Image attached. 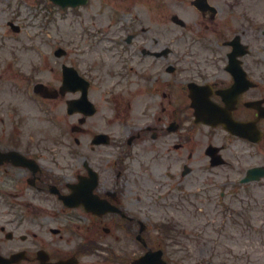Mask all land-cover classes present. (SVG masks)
I'll use <instances>...</instances> for the list:
<instances>
[{"label":"flooded vegetation","instance_id":"flooded-vegetation-1","mask_svg":"<svg viewBox=\"0 0 264 264\" xmlns=\"http://www.w3.org/2000/svg\"><path fill=\"white\" fill-rule=\"evenodd\" d=\"M127 2L96 34L82 21L99 49L86 67L36 45L0 57L25 86H0V264H132L153 212L203 176L235 190L264 168V0ZM37 71L52 74L46 96ZM228 117L229 129L208 124ZM241 122L252 141L230 131ZM74 184L73 209L61 196Z\"/></svg>","mask_w":264,"mask_h":264},{"label":"rangeland","instance_id":"rangeland-1","mask_svg":"<svg viewBox=\"0 0 264 264\" xmlns=\"http://www.w3.org/2000/svg\"><path fill=\"white\" fill-rule=\"evenodd\" d=\"M36 2L0 0V57H10L15 51L21 53L20 56L36 57L29 54L31 40H36L33 44L40 45L38 40L45 39L47 43L41 50L49 52L63 47L73 52L74 58L82 57L83 67H86L99 49L95 39L83 35L79 22H89L95 33L97 27L108 24L114 6L125 1L91 0V5L80 12L83 13L82 18L53 11L51 7L55 13L52 16L54 20L50 22L46 21L47 11L36 8ZM12 19L21 25L22 30L18 34H10L7 27V22ZM51 61V67H54L55 60ZM46 63L41 64V68H45ZM4 66L0 65V77L6 78L0 79V86L3 87V81L8 79L6 88L15 83L19 92L24 93L23 82L11 70L4 75V70H1ZM26 69L27 73L31 70L29 61ZM37 75L44 78L35 77L33 83L38 80L45 83L52 74L37 71ZM19 76L27 74L20 73ZM196 173L202 175L201 172ZM194 205L183 203L180 211L175 212L174 224L166 225L163 230H149L151 242L164 245L166 258L172 264H264V182L239 189L236 197H232L226 205L217 199H214L213 205L207 206V211L197 202ZM200 208L203 212L199 211ZM167 215L171 216L170 213ZM162 216L153 212L151 221Z\"/></svg>","mask_w":264,"mask_h":264},{"label":"water","instance_id":"water-1","mask_svg":"<svg viewBox=\"0 0 264 264\" xmlns=\"http://www.w3.org/2000/svg\"><path fill=\"white\" fill-rule=\"evenodd\" d=\"M54 1H57L59 3H62V4H69V3H78L80 2V0H54Z\"/></svg>","mask_w":264,"mask_h":264}]
</instances>
